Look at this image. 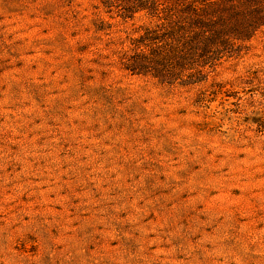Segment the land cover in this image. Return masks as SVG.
I'll use <instances>...</instances> for the list:
<instances>
[{"label": "rangeland", "instance_id": "374dc122", "mask_svg": "<svg viewBox=\"0 0 264 264\" xmlns=\"http://www.w3.org/2000/svg\"><path fill=\"white\" fill-rule=\"evenodd\" d=\"M148 24L0 0V264H264V27L181 86Z\"/></svg>", "mask_w": 264, "mask_h": 264}, {"label": "trees", "instance_id": "16d2710c", "mask_svg": "<svg viewBox=\"0 0 264 264\" xmlns=\"http://www.w3.org/2000/svg\"><path fill=\"white\" fill-rule=\"evenodd\" d=\"M121 19L149 18L131 39L132 54L120 58L129 73L181 86L205 78L233 41L250 40L264 27V0H99ZM139 30H142L140 32ZM264 43V34H263ZM204 76V77H203Z\"/></svg>", "mask_w": 264, "mask_h": 264}]
</instances>
